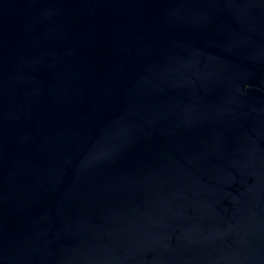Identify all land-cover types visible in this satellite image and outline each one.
<instances>
[{"label":"water","instance_id":"95a60500","mask_svg":"<svg viewBox=\"0 0 264 264\" xmlns=\"http://www.w3.org/2000/svg\"><path fill=\"white\" fill-rule=\"evenodd\" d=\"M0 264H264V0H0Z\"/></svg>","mask_w":264,"mask_h":264}]
</instances>
